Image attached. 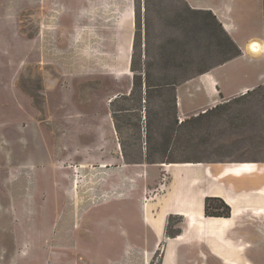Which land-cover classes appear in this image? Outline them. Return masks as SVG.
<instances>
[{"label":"rangeland","instance_id":"374dc122","mask_svg":"<svg viewBox=\"0 0 264 264\" xmlns=\"http://www.w3.org/2000/svg\"><path fill=\"white\" fill-rule=\"evenodd\" d=\"M146 4L137 53L146 38L152 88L130 94L143 0H0V264H159L160 250L149 259L154 240L133 237L143 232L150 165L264 160L261 85L207 106L188 80L175 101L159 87L166 67L191 80L231 55L224 13L232 10L240 41L264 33V0L263 14L258 0L241 12L240 0ZM187 7L210 10L225 33ZM241 66L226 74L258 76ZM235 87L228 80L225 91ZM249 220L248 237L224 255L264 264V227ZM193 247L214 264L213 247Z\"/></svg>","mask_w":264,"mask_h":264},{"label":"crops","instance_id":"0c3cea01","mask_svg":"<svg viewBox=\"0 0 264 264\" xmlns=\"http://www.w3.org/2000/svg\"><path fill=\"white\" fill-rule=\"evenodd\" d=\"M258 1L262 11L261 0ZM249 4L250 0H240L236 10L246 11ZM211 10L219 12L218 9ZM231 12L224 13L219 20L240 49V54L186 82L194 83L203 91L207 99L203 106L215 104L221 98H235L259 85L264 91V33L249 35L240 41V31L230 19ZM252 41L260 43L259 52L248 50ZM238 62L246 72L259 70L258 76L245 81L236 75L226 74L228 66ZM243 74L242 71V77ZM246 76L245 73L244 78ZM228 80L233 81L236 87L226 92ZM180 99L178 87V103ZM148 172L146 189L151 191V195L145 198L140 210L143 232L134 233L133 237L137 235L139 239L154 240V250L150 252L149 259L160 250L159 264H206L208 258L203 260L192 253L194 243L201 241L213 247L211 259L214 264H238L225 256L224 251L235 250L238 248L237 240L248 237L251 232L249 224L253 223L249 219L261 220L264 227V160L162 163L150 165ZM206 197L220 198L229 206L230 215L206 216Z\"/></svg>","mask_w":264,"mask_h":264},{"label":"trees","instance_id":"16d2710c","mask_svg":"<svg viewBox=\"0 0 264 264\" xmlns=\"http://www.w3.org/2000/svg\"><path fill=\"white\" fill-rule=\"evenodd\" d=\"M147 0H143V12L144 15L142 16L138 11L135 12V34L133 38V45H132V53L130 56V63H129V70L131 72L132 76V88L130 90V94H133L135 92H141L142 88L145 91V94L148 93V91L152 88L151 85V78L153 76L152 70H150V66H148V63L146 60L148 59V48H147V43H146V38L144 39V46L145 49L140 50V52L137 53V50L140 45H142V33H141V28L144 26L145 30H147V20H146V13H147ZM188 11L196 16L201 17L204 21L205 24H212V25H218L220 30L224 32L222 29L221 25L216 21L215 16L212 14L210 10H199V9H191L187 7ZM207 24V25H208ZM225 33V32H224ZM226 40L228 41L229 45L232 47L233 52L231 55L225 59L223 63L226 61L238 56L240 54V49L237 47V45L226 35ZM141 56L143 57L144 60H141ZM165 74L163 75L166 80L165 83L160 84L159 87H164V88H170V92L172 94V100L175 101V87L179 83H182L184 81L189 80L192 78L191 76H183V77H178L176 72L174 71L173 68H165ZM207 72V71H206ZM205 72H200L199 74H202ZM156 74L162 75L160 71H157ZM239 97V96H238ZM237 97L233 98L236 99ZM117 99V97L115 98ZM230 100H227L224 104L230 102ZM217 108V106H216ZM208 111L204 112L202 115L206 114ZM114 115V113H113ZM200 115H198L196 118H198ZM114 117V116H113ZM182 162H202V161H182ZM173 163V162H171ZM211 207L215 208L216 210L223 209V212H214L211 211ZM204 214L206 216H219V217H228L230 215V209L229 206H227L220 198L216 197H206L204 200Z\"/></svg>","mask_w":264,"mask_h":264},{"label":"bare ground","instance_id":"6f19581e","mask_svg":"<svg viewBox=\"0 0 264 264\" xmlns=\"http://www.w3.org/2000/svg\"><path fill=\"white\" fill-rule=\"evenodd\" d=\"M261 49L260 47V43L258 41H252L251 43H249L248 45V50L250 52H254V53H257L259 52Z\"/></svg>","mask_w":264,"mask_h":264}]
</instances>
